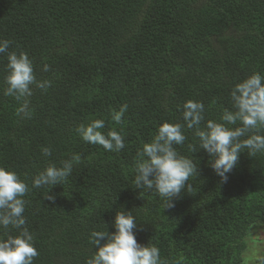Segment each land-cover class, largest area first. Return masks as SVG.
I'll use <instances>...</instances> for the list:
<instances>
[{
    "label": "trees",
    "instance_id": "obj_1",
    "mask_svg": "<svg viewBox=\"0 0 264 264\" xmlns=\"http://www.w3.org/2000/svg\"><path fill=\"white\" fill-rule=\"evenodd\" d=\"M0 40L26 52L37 79L51 82L47 91L33 89L30 119L21 120L18 103L0 91V167L29 178L23 198L38 251L33 264H86L96 251L91 231L114 232L118 210L136 217L137 242L158 247L167 264H239L251 226L264 224V153L241 152L221 183L204 150L188 151L195 139L185 128L177 151L198 174L172 209L134 187V163L158 125L183 123L186 101L202 102L205 119L218 121L231 87L264 75V0H0ZM6 63L0 56V87ZM123 104L116 125L110 113ZM95 119L105 120V133L123 129L124 149L80 139L76 127ZM73 154L80 160L68 183L48 193L31 188L49 162L59 166ZM51 194L54 203L45 198Z\"/></svg>",
    "mask_w": 264,
    "mask_h": 264
},
{
    "label": "clouds",
    "instance_id": "obj_2",
    "mask_svg": "<svg viewBox=\"0 0 264 264\" xmlns=\"http://www.w3.org/2000/svg\"><path fill=\"white\" fill-rule=\"evenodd\" d=\"M11 43L0 40V56L6 55L7 60L0 91L18 103L16 115L21 120L30 119L33 89L47 91L51 82L38 80L28 54L9 51ZM42 70L47 72L48 65H44ZM229 96L231 106L223 109L218 121L205 119L202 102L188 100L182 105L183 123L163 122L158 125L151 141L143 143L136 152L134 187L156 193L162 198L164 209L174 208L175 199L182 191H192L189 180L198 174L197 165L189 156L181 155L176 147L184 145L187 140L185 128L193 130L195 139V143L187 145L188 151L204 150L210 158V168L221 183H227L241 152L247 150L249 156L264 153V75L254 72L235 83ZM127 109L128 105L123 104L118 111H112L111 121L121 125ZM104 128L105 120L95 119L87 125L80 124L75 132L83 142L102 146L106 151L120 152L124 149L123 129L105 133L101 131ZM41 153L43 157H49L52 149L50 146L42 147ZM79 160L80 156L73 154L71 158L62 160L59 166L49 162L30 178L31 188H47L48 193L53 186L65 185ZM28 179H21L15 171L0 167V230H18L15 236L6 231L0 235V264H33L38 256L34 236L26 227L24 216L27 201L23 197L30 191ZM45 198L53 203L56 199L54 194ZM136 222L131 212L118 210L112 224L114 232L91 231L89 240L96 251L86 264H167L162 260L158 247L137 242Z\"/></svg>",
    "mask_w": 264,
    "mask_h": 264
},
{
    "label": "rangeland",
    "instance_id": "obj_3",
    "mask_svg": "<svg viewBox=\"0 0 264 264\" xmlns=\"http://www.w3.org/2000/svg\"><path fill=\"white\" fill-rule=\"evenodd\" d=\"M241 258V256H240ZM239 264H262L264 261V224L251 226L245 239V249Z\"/></svg>",
    "mask_w": 264,
    "mask_h": 264
}]
</instances>
